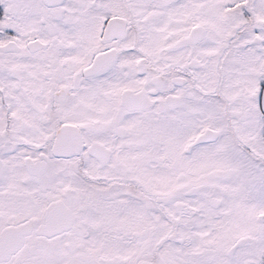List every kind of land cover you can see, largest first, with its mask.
Listing matches in <instances>:
<instances>
[{"label": "snow or ice", "instance_id": "obj_1", "mask_svg": "<svg viewBox=\"0 0 264 264\" xmlns=\"http://www.w3.org/2000/svg\"><path fill=\"white\" fill-rule=\"evenodd\" d=\"M0 264H264V0H0Z\"/></svg>", "mask_w": 264, "mask_h": 264}]
</instances>
